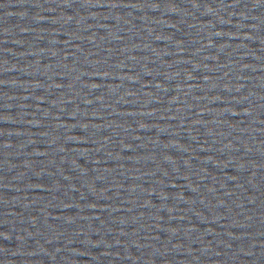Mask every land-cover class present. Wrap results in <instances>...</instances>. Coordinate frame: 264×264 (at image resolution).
Here are the masks:
<instances>
[{
    "label": "water",
    "instance_id": "1",
    "mask_svg": "<svg viewBox=\"0 0 264 264\" xmlns=\"http://www.w3.org/2000/svg\"><path fill=\"white\" fill-rule=\"evenodd\" d=\"M40 0H0V245L18 172Z\"/></svg>",
    "mask_w": 264,
    "mask_h": 264
}]
</instances>
